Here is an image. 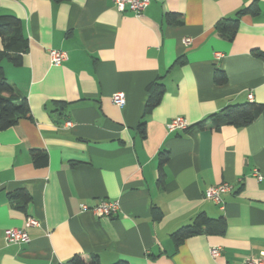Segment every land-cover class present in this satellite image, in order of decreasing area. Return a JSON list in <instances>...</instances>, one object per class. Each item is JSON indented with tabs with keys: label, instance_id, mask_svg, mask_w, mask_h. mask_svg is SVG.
Instances as JSON below:
<instances>
[{
	"label": "crops",
	"instance_id": "0c3cea01",
	"mask_svg": "<svg viewBox=\"0 0 264 264\" xmlns=\"http://www.w3.org/2000/svg\"><path fill=\"white\" fill-rule=\"evenodd\" d=\"M254 3L258 15H238ZM0 14L19 18L29 41L21 66H1L33 116L0 133V264L264 259V113L242 129H167L177 117L197 125L229 105H264V0H149L140 16L112 0H0ZM228 19L239 20L231 41L218 30ZM51 50L69 59L53 66ZM218 71L225 83L215 82ZM157 82L161 103L146 112ZM34 150L48 154L46 167H35ZM223 184L233 187L224 208L206 198ZM21 189L26 211L10 195ZM103 201L118 202V213L98 218ZM200 215L224 219L225 232L174 239ZM9 229L26 230L30 242L7 243Z\"/></svg>",
	"mask_w": 264,
	"mask_h": 264
},
{
	"label": "trees",
	"instance_id": "16d2710c",
	"mask_svg": "<svg viewBox=\"0 0 264 264\" xmlns=\"http://www.w3.org/2000/svg\"><path fill=\"white\" fill-rule=\"evenodd\" d=\"M55 3H62L65 0H52ZM245 14L258 15L259 7L253 4L242 10L238 15ZM219 34L222 38L229 41L233 40L239 30V20H224L218 25ZM0 39L3 42V50L0 51V133L13 127L20 119L31 120L33 118L29 102L26 97L18 93L16 88L8 82L5 77L1 62L8 59L14 66H21L24 56L29 51V41L24 34L23 24L19 18L13 15L0 14ZM183 64V61L179 62ZM227 81L226 75L222 71H218L215 76V82L218 84ZM150 96L146 106V112H150L157 107L162 100L165 92L164 85L153 83L148 88ZM264 113V105L256 103H244L229 105L219 114H215L197 125H192L188 130L193 128L205 129L207 123L220 130L222 127L231 126L237 129L245 128L251 125ZM145 126L141 125V132L145 135ZM32 158L35 167L43 168L48 165V154L41 150L32 151ZM161 175L164 174V167L170 161L168 152H163L159 156ZM11 198L19 201L17 208L26 211L27 203L31 197L28 192L21 189L14 192ZM226 230V222L224 219L211 220L205 215H200L193 226H188L173 235L174 239L183 241L194 235L200 234H219ZM65 264H102L98 256H92L86 261L80 256H75ZM115 264H129L126 261H119Z\"/></svg>",
	"mask_w": 264,
	"mask_h": 264
},
{
	"label": "built area",
	"instance_id": "2783aa9c",
	"mask_svg": "<svg viewBox=\"0 0 264 264\" xmlns=\"http://www.w3.org/2000/svg\"><path fill=\"white\" fill-rule=\"evenodd\" d=\"M116 6L118 12H131L135 16H140L144 13L146 8L149 5V0H112ZM190 39H186V43H190ZM50 61L53 66H60L65 61L69 59L68 53L59 50H51L49 52ZM249 99L253 101V95L249 96ZM112 101L115 105L123 108L126 104V97L124 93H117L112 97ZM68 127L72 126V123H67ZM192 125L184 118L177 117L172 119L168 125L167 129L170 133L177 131H187ZM256 177L259 180H262V177L256 171ZM233 187L229 184L219 185L217 187L210 188L206 193V198L215 202L218 205H222L224 208V202L222 197L231 192ZM83 210H88L87 206H83ZM98 218L110 217L114 214H117L119 211V203L118 202H105L103 201L100 205L94 207L92 210ZM29 226H39V223L30 218L28 219ZM5 240L9 244H21V243H29L30 239L28 233L24 229H9L5 232ZM211 255L213 258L220 257L219 249H212ZM246 264H264V259L262 260H249Z\"/></svg>",
	"mask_w": 264,
	"mask_h": 264
}]
</instances>
